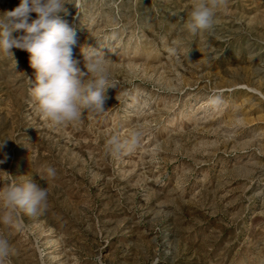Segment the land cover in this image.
<instances>
[{"label":"rangeland","instance_id":"1","mask_svg":"<svg viewBox=\"0 0 264 264\" xmlns=\"http://www.w3.org/2000/svg\"><path fill=\"white\" fill-rule=\"evenodd\" d=\"M192 2L67 0L78 67L99 48L116 84L106 111L76 123L44 120L29 54L0 52V187L48 190L42 215L0 223L10 264H264V0H227L197 36ZM132 129L135 151L106 152Z\"/></svg>","mask_w":264,"mask_h":264},{"label":"clouds","instance_id":"2","mask_svg":"<svg viewBox=\"0 0 264 264\" xmlns=\"http://www.w3.org/2000/svg\"><path fill=\"white\" fill-rule=\"evenodd\" d=\"M226 3L227 0H193L184 21L185 30L193 36L211 33L217 13ZM66 4L67 0H20L13 10L0 13V52L13 58L14 48L29 54V65L34 69V78L28 77L31 102L53 127L76 123L84 112L103 113L109 98L107 90L116 87L110 79L108 58L101 49L82 50L83 70L78 67L80 62L73 58L76 31L64 18L70 14ZM208 104L219 107L223 104L222 95H211ZM141 137L138 129H132L123 139L112 135L105 150L113 157L131 153L140 146ZM7 140L0 141V150L6 147ZM7 159L5 154L0 164ZM45 172L48 177L55 176L52 167ZM0 207V223L19 226L24 216L37 217L46 212L48 190L33 179L22 184L12 180L0 187ZM11 255L8 240L0 236V264H10Z\"/></svg>","mask_w":264,"mask_h":264}]
</instances>
